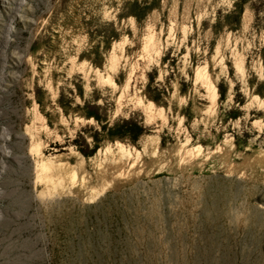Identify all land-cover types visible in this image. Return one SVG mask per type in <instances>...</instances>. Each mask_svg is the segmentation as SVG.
<instances>
[{
    "label": "rangeland",
    "instance_id": "374dc122",
    "mask_svg": "<svg viewBox=\"0 0 264 264\" xmlns=\"http://www.w3.org/2000/svg\"><path fill=\"white\" fill-rule=\"evenodd\" d=\"M226 138L264 150V0H0V264H264L262 165L38 182L40 159L95 181L108 148Z\"/></svg>",
    "mask_w": 264,
    "mask_h": 264
},
{
    "label": "bare ground",
    "instance_id": "6f19581e",
    "mask_svg": "<svg viewBox=\"0 0 264 264\" xmlns=\"http://www.w3.org/2000/svg\"><path fill=\"white\" fill-rule=\"evenodd\" d=\"M149 47H152V45L150 44ZM235 148L233 139L229 138H226L212 150H207L199 144L190 146L187 142H177L166 151L162 150L158 143H154L151 148L153 156L151 161H147L141 151L129 150L119 145V150L108 148L105 161H95V181H93L87 168L85 159L78 164H72L68 160L62 162L59 160L58 164H54L52 161H42L40 159L37 164L40 169L38 182L44 185L57 186L62 191L74 190L82 198L88 194L92 199L95 196L103 195L118 184L130 183L146 172L155 170L160 166L163 168L201 167L211 160H216L222 163L229 173L238 174L242 179L250 174H257V166L262 165L264 167V150L255 151L252 155L240 153L242 157H237V155L235 157ZM67 191L65 192L67 193ZM61 194H64V192ZM82 198L80 200L83 201Z\"/></svg>",
    "mask_w": 264,
    "mask_h": 264
},
{
    "label": "trees",
    "instance_id": "16d2710c",
    "mask_svg": "<svg viewBox=\"0 0 264 264\" xmlns=\"http://www.w3.org/2000/svg\"><path fill=\"white\" fill-rule=\"evenodd\" d=\"M155 100H157V99H155ZM132 135V134H131ZM135 137V136H134Z\"/></svg>",
    "mask_w": 264,
    "mask_h": 264
}]
</instances>
